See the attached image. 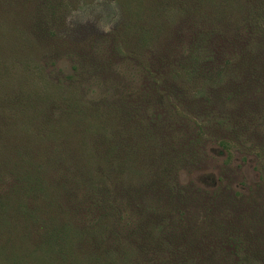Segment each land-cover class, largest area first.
<instances>
[{
	"label": "rangeland",
	"instance_id": "rangeland-1",
	"mask_svg": "<svg viewBox=\"0 0 264 264\" xmlns=\"http://www.w3.org/2000/svg\"><path fill=\"white\" fill-rule=\"evenodd\" d=\"M231 2L0 0V264H264V0ZM24 161L87 167L114 210L17 214Z\"/></svg>",
	"mask_w": 264,
	"mask_h": 264
},
{
	"label": "trees",
	"instance_id": "trees-1",
	"mask_svg": "<svg viewBox=\"0 0 264 264\" xmlns=\"http://www.w3.org/2000/svg\"><path fill=\"white\" fill-rule=\"evenodd\" d=\"M236 1L238 2V5H239L238 10H242L243 4L240 6L241 0H236ZM232 2H234V0H232ZM217 11L219 13L216 14V18L211 19V20L215 21V23L218 25V27H217V29L215 28V30L204 32V34L202 33L204 35L203 40L205 38H208L211 40L215 39V37L217 38V36L220 35V31H218L219 22L221 20H223V15H225L226 17H229L226 13H222V12L220 13V8H218ZM213 31H215V32H213ZM235 40L237 41V44H240V45H242V43L245 44L244 38L241 35H239V36L236 35ZM248 44H249V42H248ZM248 44H246V45H248ZM262 44H264V43H262ZM261 51L263 52L264 48L261 49ZM258 53L259 52L256 53L258 55L257 57L262 58L261 56H259ZM189 55H190L191 59L196 58V57H194L193 54H189ZM209 57L210 58H206L204 60V62H205L204 66H205V70L207 72L210 71L209 67H213V62H214L213 58L211 59V56H209ZM248 57H250L249 54H247V52L244 53L242 55V57L240 58V61L238 63L244 69L249 66L247 64V60H246V59H248ZM196 70L198 72L199 69L193 68L191 71V74H197ZM223 71H224L223 67L221 66V69L219 71L218 70L216 71V75H218L219 77L222 76ZM202 72L203 71H201L200 73H202ZM261 73L264 75L263 69L261 70ZM218 76H216V77H218ZM229 79H231V78L229 77ZM231 82H232V80H229V81L221 80L219 82V84L217 86V91H216V100L218 101L219 104H223L224 100H226L222 97V95L225 92H228L229 95L232 93L233 96H235V97L239 96V93L241 92L239 85H241V84H238L237 82L236 83H234V82L231 83ZM242 86H244V85H242ZM156 88L166 90L167 93H171V94L175 93V88L171 85V83L168 80H165V79L160 84V86H157ZM215 89H216V86H215ZM218 94L220 96H218ZM200 129L203 130L204 128L201 127ZM14 168L15 169L18 168L20 176L23 174L25 176H27V180L26 179H16V184L18 187V190L15 191L17 194L16 197L18 198L17 201H15V200L12 201V198H10V197L8 198V200L15 202V203H18L17 206L14 208L15 212L17 214L19 212H21V204L19 202L21 201L20 197H21L22 193L28 195L32 199L35 198L34 201H38L39 198L37 197L38 199H36L37 195H43V197H45V200H43L40 203V206H36L37 209H39V212H41L42 214L43 213H45L46 215L49 214L50 211H53L52 210L53 207L54 208H57V207L66 208L64 205L67 206V203H71L70 211L72 212L71 215L73 218H78V220H79L80 215H82V216H89L90 215V217H91L90 219H91L92 223L96 222V219L94 217L95 216L94 215L95 210H97L99 212L103 211L104 213H107V212H109V210L113 211L115 208L114 202L116 200L113 197V195H111L109 193V191L102 193V190H99V185L96 186V183L94 182L93 178L91 179L89 177L91 175L88 173H87V176L84 175L86 173V171H84V169L87 170V167H85V166L82 167L79 165H75V169H76L75 174L72 177H66L65 180L55 179L52 175H50L51 171L48 172L47 168H45L44 166H41L39 164L34 166L31 161H24L21 164L16 163L14 165ZM1 174H3V176H6V174H7V163L5 161H0V175ZM17 176L18 175H16V177ZM20 189L23 190V192H21ZM80 191H81V195H80ZM101 194L103 195L102 197L98 196ZM101 200H102V202H101ZM107 200H108V202H107ZM39 201H41V200H39ZM106 202H107V204H106ZM42 208H43V210H42ZM106 209H107V212H105ZM64 212H65V213H63L64 215L68 214L67 210H65ZM22 213H23L25 219H28V218H30L31 220L34 219V216L32 215V213L28 214L25 211H22ZM65 231H67L66 236H71L73 239H78V242L82 243V239H83L85 234L82 231H79L77 229V227L74 228L72 225L68 226V228L66 227V229L64 226V227L59 228V230H55L54 235L61 239V237H62L61 234L63 235V233H65ZM95 246H97V244Z\"/></svg>",
	"mask_w": 264,
	"mask_h": 264
}]
</instances>
